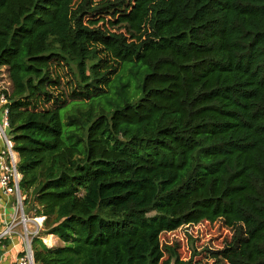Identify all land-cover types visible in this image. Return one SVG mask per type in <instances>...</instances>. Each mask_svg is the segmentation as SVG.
Masks as SVG:
<instances>
[{
  "label": "trees",
  "instance_id": "trees-1",
  "mask_svg": "<svg viewBox=\"0 0 264 264\" xmlns=\"http://www.w3.org/2000/svg\"><path fill=\"white\" fill-rule=\"evenodd\" d=\"M1 69L36 264H264V0H0Z\"/></svg>",
  "mask_w": 264,
  "mask_h": 264
},
{
  "label": "built area",
  "instance_id": "built-area-1",
  "mask_svg": "<svg viewBox=\"0 0 264 264\" xmlns=\"http://www.w3.org/2000/svg\"><path fill=\"white\" fill-rule=\"evenodd\" d=\"M8 79L4 69L0 70V90L9 91L3 84ZM8 101L5 94H0V108L4 112V123H0V139L4 142V148L0 151V189L7 196H15L16 214L13 220L5 226L3 232L0 233V239L10 236L14 232V228L18 225L23 227V240L25 242V251L21 255L16 264H36L34 260V252L32 249V241L37 238L44 230L46 217L28 218L24 210V201L26 197L20 189L22 179L18 171V154L14 151V144L8 136V110L5 109ZM42 239V238H41ZM43 241V239H42ZM44 242V241H43ZM45 244V243H44Z\"/></svg>",
  "mask_w": 264,
  "mask_h": 264
},
{
  "label": "rangeland",
  "instance_id": "rangeland-1",
  "mask_svg": "<svg viewBox=\"0 0 264 264\" xmlns=\"http://www.w3.org/2000/svg\"><path fill=\"white\" fill-rule=\"evenodd\" d=\"M130 70H132V72L136 74L137 76L130 77V75L127 73L126 76L122 80L116 83V86H115L116 90H118L122 85L129 86L130 89L128 91H130L131 93H134L137 90V86L139 84L138 81L144 75L143 68H138L137 66L136 67L131 66ZM3 86H5L8 90H11L9 78L5 80V83L3 84ZM101 102H102V106L107 107L105 103H107L108 100L103 98V99H98L94 102H91V104L90 103H72L66 109L62 110L61 116L63 119L65 130L66 131L68 130L66 126V118L69 114H75L77 112H89L91 111L92 106L94 107L93 110L97 111ZM0 123L1 124L4 123L3 109H1V112H0ZM15 212H16V206H15ZM30 215L32 216L33 213H31ZM228 237H230L229 231L223 228L221 224L220 225L219 224L209 225V224L204 223V224H201L195 227H185L173 234L163 235L162 243L164 245L171 246L174 244L175 241H177L181 247L180 249L181 258L183 261H187L192 256V253L195 247H205L211 244V246L220 248L224 244V241L226 240V238ZM200 260H202L201 264H212L211 261H206V259L200 256H197L195 258V261L197 262Z\"/></svg>",
  "mask_w": 264,
  "mask_h": 264
},
{
  "label": "crops",
  "instance_id": "crops-1",
  "mask_svg": "<svg viewBox=\"0 0 264 264\" xmlns=\"http://www.w3.org/2000/svg\"><path fill=\"white\" fill-rule=\"evenodd\" d=\"M3 148L4 142L0 139V151ZM15 205V196H7L0 189V233L13 220L16 214ZM27 216L32 219V225H34L33 219L35 216H31L30 214H27ZM22 236L23 227L18 225L14 228V232L10 236L0 239V264H16L18 262L19 257L25 251V242ZM50 237H52V241L49 243L46 242V239ZM42 239L49 248L63 246V243L54 235H49Z\"/></svg>",
  "mask_w": 264,
  "mask_h": 264
}]
</instances>
